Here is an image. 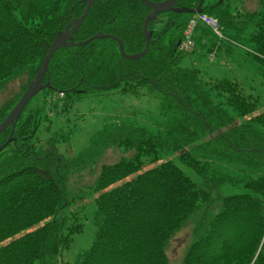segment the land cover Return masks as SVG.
I'll return each instance as SVG.
<instances>
[{
  "label": "trees",
  "instance_id": "1",
  "mask_svg": "<svg viewBox=\"0 0 264 264\" xmlns=\"http://www.w3.org/2000/svg\"><path fill=\"white\" fill-rule=\"evenodd\" d=\"M244 2L205 0L203 11L219 21L225 39L201 25L189 54L178 43L193 15L176 12L138 60L124 57L113 37L55 52L51 87L30 102L0 152V264H172L169 243L189 224L192 241L179 264H264V0L253 10L240 9ZM87 4L0 0V86L25 81L0 123L59 31ZM151 10L141 0H95L74 39L114 34L127 54L138 53ZM104 94L147 95L162 121L148 123L121 106L92 116L89 130L77 103ZM83 128L92 133L81 149L63 153ZM110 149L125 153L67 196L69 173ZM87 227L89 247L69 260Z\"/></svg>",
  "mask_w": 264,
  "mask_h": 264
},
{
  "label": "rangeland",
  "instance_id": "2",
  "mask_svg": "<svg viewBox=\"0 0 264 264\" xmlns=\"http://www.w3.org/2000/svg\"><path fill=\"white\" fill-rule=\"evenodd\" d=\"M256 2L250 0L248 2L247 7H251L252 9L256 6ZM244 6V5H243ZM242 10H246V7L240 8ZM168 18L167 14H162L154 24V28L161 29L163 26L164 21ZM25 81L22 79H16L12 83L7 84V87L0 89V113L5 111L12 103V98L17 96L19 91L21 90V87ZM1 87V86H0ZM113 93V92H109ZM117 97H115V94H104V95H98V96H91L86 95L83 98L79 99V102L77 103L79 105V108H83V110L87 113L86 118L88 121L92 122L93 117L97 115H102L103 113L107 112L108 110H113L114 108H122V106L126 107L130 110H140L141 117L146 122H153L154 124L157 122H161L162 119L159 115V108L157 110V103L155 100H153L151 97L145 95L141 98L134 97H119L118 100H116ZM92 129V126H89V130ZM88 130V129H87ZM85 128L81 129L80 132H78L73 140L72 144L68 147L62 146L61 151L63 153H69L72 154L73 152H77L81 149V147L84 145V142H86L90 136V131L88 132ZM68 150V151H67ZM114 150V149H110ZM107 152V151H106ZM125 151L123 149H119L114 153L113 151L108 152L107 154L103 155L102 157L98 158L100 159L99 164L101 162H107L112 163L115 161H118L122 158ZM95 161V164L90 165L87 167L83 172H72L69 173L68 179H67V187H66V193L67 196L73 197L79 193V190L82 186L90 185L94 179H95V173L98 171V165L97 161ZM89 164H92L90 162ZM87 166V165H86ZM216 209H218V206H216ZM196 216H199V213L195 214V218H193L194 221L197 222L198 218ZM192 222V220H190ZM192 226L189 224L188 226L181 229L176 236L171 240L169 243V249L168 253L171 257L172 264H179L185 248L190 244L192 241ZM93 238V230L92 227H87L85 232L78 236L77 242L75 243V246L72 248L70 252H68L66 258L69 260L74 259L76 254L81 251L83 248L89 247L91 241Z\"/></svg>",
  "mask_w": 264,
  "mask_h": 264
},
{
  "label": "water",
  "instance_id": "3",
  "mask_svg": "<svg viewBox=\"0 0 264 264\" xmlns=\"http://www.w3.org/2000/svg\"><path fill=\"white\" fill-rule=\"evenodd\" d=\"M143 2H145L146 4H148L149 6L152 7V12L146 17L145 22H144V27H143V33L146 37V47L145 49L137 54H133V55H127L124 51V47H123V43L121 41H119V48L122 52L123 55H125L127 58L130 59H139L142 56H144L150 46V42H151V37H152V33L147 31V26L148 23L155 19L159 14L163 13V12H167V11H176V12H181V13H196V12H201L202 11V6L205 0H201L199 5L197 6L196 9H187V8H175V4L178 0H165L163 2H159V3H155V2H151L149 0H142ZM94 4V0H89L88 6L85 9L83 15L78 18L73 20L64 31H60L56 37L55 42L53 43L48 55L46 56V58L44 59L43 63L41 64L40 68L38 69V72L36 74V76L34 77V79L32 80L29 88L25 91V93L23 94V96L21 97V99L19 100V102L16 104V106L12 109V111L8 114V116L5 118V120L0 124V135L9 127L12 125V131H11V135L10 138L8 140V142L11 141L12 139V135L14 133L17 121L19 120V118L21 117V114L23 113L26 105L29 103V101L40 91L42 90L46 85L43 84L44 81V76L46 74V72L48 71L49 68V63L50 60L52 58V56L54 55L55 51L58 48L61 47H65V46H69V45H73L74 39H73V33L80 27V25L83 23V21L85 20L91 6ZM75 24L74 29L71 31L70 27ZM106 35L104 34H97L94 35L93 37H91L90 39L78 43V45L84 44L86 42H89L95 38H103ZM68 40H71V43H68ZM4 147V145L0 146V150Z\"/></svg>",
  "mask_w": 264,
  "mask_h": 264
}]
</instances>
